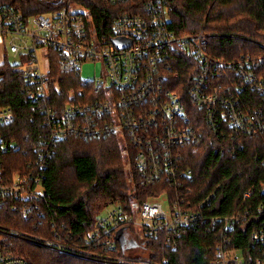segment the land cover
<instances>
[{
    "label": "built area",
    "instance_id": "1",
    "mask_svg": "<svg viewBox=\"0 0 264 264\" xmlns=\"http://www.w3.org/2000/svg\"><path fill=\"white\" fill-rule=\"evenodd\" d=\"M50 1L52 10L27 19L14 7L0 5V67L7 64L18 70L26 98L42 103L58 93L49 77L51 52L60 70L78 76L86 64L100 65L98 77L80 79L84 85L91 84L101 97L87 104L65 103L59 116L39 105L51 139L114 134L126 159L129 190L134 193L138 187L161 182L169 190L147 195L145 201L133 197L110 203L90 228L76 237L70 232L63 234L65 228L51 218L48 238L29 236L6 226H0L1 234L24 237L61 254L100 264H157L150 260L146 246L159 242L176 249L185 230L220 222L221 240L214 264H264V186L256 212L249 216L246 211L243 219L236 214L209 218L186 204L179 194L182 181L191 176L179 167L180 153L196 143L197 137L188 125L185 105L174 91L164 87L170 59L191 55L198 61L200 75L193 76L190 95L207 128L215 135L222 134L225 126L237 135L264 134V104L242 111L220 85H209L221 70H234L244 85L263 97L264 84L257 71L264 69V55L229 63L211 58L209 35L203 26L196 34L169 31L166 8L159 0ZM92 9L101 15L97 16L99 23ZM9 56L18 59L17 63L9 64ZM78 95L83 96L84 91L78 90ZM13 119L10 107L0 108V130ZM17 149V145L5 142L0 132V206L13 201V210L21 207L24 217L35 214L43 226L46 193L40 179L22 172L7 173L1 163L2 153ZM249 195L245 193L243 199ZM236 226L244 233L250 230L248 251L242 252L231 243ZM0 264H27L13 255L7 237H0Z\"/></svg>",
    "mask_w": 264,
    "mask_h": 264
},
{
    "label": "trees",
    "instance_id": "2",
    "mask_svg": "<svg viewBox=\"0 0 264 264\" xmlns=\"http://www.w3.org/2000/svg\"><path fill=\"white\" fill-rule=\"evenodd\" d=\"M159 1L166 8L169 31L177 35L196 34L203 26L209 35L211 58L229 63L241 61L245 56L264 55V48L260 46H264V0ZM0 5L14 7L25 19L54 8L50 0H0ZM92 13L99 23L100 14L95 9ZM50 59L49 77L51 83H56L58 93L54 92L42 103L26 98L18 70L7 64L0 67V108L10 107L14 113L13 122L0 132L5 142L18 146L17 151L2 153L1 163L7 173L18 170L40 179L46 193V203L42 206L47 214L42 226L35 214L31 218L24 217L20 205L18 210H13V201L9 200V204L0 206V226L48 238L51 218L58 221L60 228H65L63 234L70 232L76 237L90 228L95 217L110 203L126 202L133 197L145 201L147 195L169 189L161 182L138 187L132 193L123 171L120 143L114 134L88 139L74 134L57 141L51 139L49 125L39 112V105H45L59 116L65 103L87 104L101 96L91 84L84 85L77 73L60 70L52 52ZM169 64L171 70L164 72L167 76L164 87L174 91L185 105L188 125L197 137L196 143L180 153L179 167L191 176L182 181L179 194H183L186 204L209 218L236 214L243 219L246 211L253 216L261 203L264 186V134L237 135L225 126L222 134L215 135L207 128L189 91L193 76L200 75L198 61L191 55L181 54L170 59ZM257 72L264 84V69ZM209 85H220L242 111L264 104V96L260 97L244 85L234 70H221L210 79ZM78 90H83L84 95H78ZM71 91L74 93L70 98ZM41 154L43 158L39 159ZM247 192L250 195L244 200ZM170 195H174L173 191ZM234 230L231 243L242 252L248 251L250 230L244 233L238 226ZM0 237H7L13 255L22 257L27 264H100L61 254L24 237L15 238L1 232ZM220 240L219 222L185 230L176 249L157 242L146 246V250L150 260L157 264H214Z\"/></svg>",
    "mask_w": 264,
    "mask_h": 264
},
{
    "label": "rangeland",
    "instance_id": "3",
    "mask_svg": "<svg viewBox=\"0 0 264 264\" xmlns=\"http://www.w3.org/2000/svg\"><path fill=\"white\" fill-rule=\"evenodd\" d=\"M17 60L18 59H16V58H12L11 56H9L8 57V59H7V62L9 63V64H11V65H14V64H16L17 63ZM99 70H100V65H92V64H86V66H84L83 68H82V70H81V74H80V76L84 79V80H86V79H91V78H93L94 76L95 77H98V75H99ZM123 155V153H121L120 154V156H121V159H122V161H123V171L125 172V175H126V181L129 179V177H128V175H127V167H126V159L122 156ZM17 172H20V171H16V173ZM159 190H157V191H155V192H158ZM161 192H163V191H161ZM161 192H159L157 195H159V194H161ZM152 199V198H151ZM147 200H149V199H147ZM153 200V199H152ZM151 200V201H152Z\"/></svg>",
    "mask_w": 264,
    "mask_h": 264
},
{
    "label": "water",
    "instance_id": "4",
    "mask_svg": "<svg viewBox=\"0 0 264 264\" xmlns=\"http://www.w3.org/2000/svg\"><path fill=\"white\" fill-rule=\"evenodd\" d=\"M118 46H119V43H118ZM117 240H118V241L121 240V235H120V233H119V235H118V237H117ZM134 245H135V244H131V247H134Z\"/></svg>",
    "mask_w": 264,
    "mask_h": 264
},
{
    "label": "bare ground",
    "instance_id": "5",
    "mask_svg": "<svg viewBox=\"0 0 264 264\" xmlns=\"http://www.w3.org/2000/svg\"><path fill=\"white\" fill-rule=\"evenodd\" d=\"M54 68V67H53ZM56 68V67H55ZM190 91V90H189Z\"/></svg>",
    "mask_w": 264,
    "mask_h": 264
}]
</instances>
